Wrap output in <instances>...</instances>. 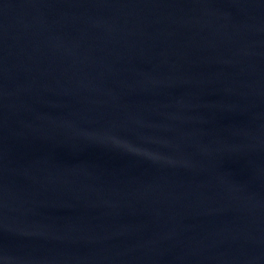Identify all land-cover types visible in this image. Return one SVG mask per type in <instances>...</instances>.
<instances>
[{
	"label": "water",
	"instance_id": "95a60500",
	"mask_svg": "<svg viewBox=\"0 0 264 264\" xmlns=\"http://www.w3.org/2000/svg\"><path fill=\"white\" fill-rule=\"evenodd\" d=\"M0 264H264V0H0Z\"/></svg>",
	"mask_w": 264,
	"mask_h": 264
}]
</instances>
